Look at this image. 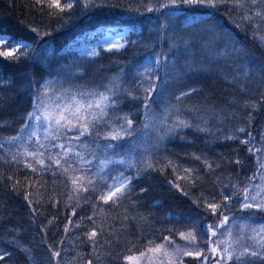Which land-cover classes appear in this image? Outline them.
<instances>
[{
    "label": "snow or ice",
    "instance_id": "snow-or-ice-1",
    "mask_svg": "<svg viewBox=\"0 0 264 264\" xmlns=\"http://www.w3.org/2000/svg\"><path fill=\"white\" fill-rule=\"evenodd\" d=\"M15 6V0H11L9 7ZM27 6L61 24L70 21L77 7L82 10L118 7L97 0H31ZM181 8L213 11L224 8L237 29L250 33L253 40L264 47V0H146L130 4L126 8L128 12L140 16L158 14V18H163L157 31L161 41L168 39V51L154 53L130 68L121 67L98 83H81L82 72L64 68L40 79L33 78L29 82L30 107L20 117L19 128L14 134L0 135V150L4 153L0 160L17 166L16 173L6 176V187L23 196L31 209L33 224L38 214L37 205L47 203L59 210L63 203L65 212L70 210V216L65 217V235L70 232L69 225L73 229H84L82 237L75 239L91 248L94 259H87L85 264H106L105 257H112L116 264H264V131L257 144L250 130L254 114L264 111V60L257 61L230 33L217 32L219 26L212 23L209 13L208 19L199 21L204 25L201 50L209 58L227 65L223 78L235 93L228 101L232 109L218 108L215 102H208V97H204L202 103H189L202 89L187 84L183 78L189 73L210 69L203 61L193 58L186 60L178 70L176 60H168L169 54L175 56L174 50H179L181 45L186 52L194 46L193 37L169 32L177 21L174 10ZM193 23H197L195 17ZM28 30L41 39L51 35L46 29L42 34L35 25ZM100 35L104 39L83 50L82 55L96 58L101 56V50L120 53L125 49L123 33ZM221 40L224 41L222 46ZM31 52V45L0 34V57L9 63H20L21 58L34 60L29 55ZM129 72L131 77L126 78ZM172 84L184 86L173 91ZM6 99L0 96V103ZM124 106L130 110L123 111ZM241 111L245 114L244 122L228 124L229 120L238 119ZM140 112L142 128L156 133L151 143L137 126ZM3 127L5 125L0 124V129ZM188 129L214 140L244 146L243 149L233 148L234 156L224 157V160L242 169L246 160L241 159L240 153L246 150L249 159L255 158L254 170L250 169L252 174L243 180H233L230 175L222 179L216 173L223 161L211 160L203 152L185 154L202 168L184 166L171 156L160 154L164 141L177 136L184 140L183 133ZM169 170L172 178H168ZM156 172L166 177L172 189L191 200L196 212L192 216L168 218L170 227L155 229L160 233L159 239L145 234L143 228L138 236L130 239L124 235L125 222L130 217L124 202L128 200L135 206L132 194L142 196L149 189L139 187L137 192L134 182L143 174ZM47 174L53 178L50 193L44 180ZM213 175L216 187L203 190L205 177ZM0 177H4V173L0 172ZM198 188H201L199 194L193 195L192 190ZM84 206L91 207V214L80 215L74 221L72 217L78 215V210L84 211ZM122 206L117 229L114 226L117 215L110 212ZM56 219L53 216L48 225ZM131 219L139 226L148 223L149 218L137 212ZM47 227L40 229L45 233L44 242H47ZM177 236L183 243L177 242ZM7 243L30 254V249L22 246L15 236ZM63 244V238L58 243L48 244L52 264H62V261L79 264L82 253L77 252L67 261L62 255L68 251ZM117 248L121 250L115 251ZM6 256L11 257V253L0 254V261H5ZM189 257L191 260L186 259Z\"/></svg>",
    "mask_w": 264,
    "mask_h": 264
},
{
    "label": "trees",
    "instance_id": "trees-1",
    "mask_svg": "<svg viewBox=\"0 0 264 264\" xmlns=\"http://www.w3.org/2000/svg\"><path fill=\"white\" fill-rule=\"evenodd\" d=\"M97 2L116 4L118 7L89 8L87 10L77 7L74 9L70 21L61 24L59 20L49 19L46 14L28 7L27 5L31 3V0H15L16 6L11 8L9 7L11 0H0V34H7L14 40L27 42L33 49L29 55L34 57V60L21 58L20 63H9L0 57V96L7 97L4 103H0V124L5 125L0 129V135L14 134L19 128L20 117L30 107L29 82L33 78L40 79L50 72L55 73V71L64 68L65 71L82 72L83 76L79 81L81 83H98L101 78L112 76L121 67L130 68L132 64H137L145 58L153 56L154 53L168 51V39L165 38L161 41L157 31L159 24L163 22L162 17L158 18V14L147 13L140 16L135 12L126 11L128 5L146 2V0H97ZM174 11L177 15V21L169 29V32L175 31L186 37H193L194 46L189 52H186L181 45L179 50H174L176 51L175 56L169 54L168 60H176L178 70L183 68L186 60L193 58L197 62L203 61L210 69L207 72L189 73L188 77L183 78L187 84L202 89L201 93L193 96L189 103H202L204 97H208L209 103L215 102L218 108L224 107L231 111L232 105L228 101L235 93L223 78L227 65L223 62H217L214 58H209L207 53L201 50L204 25L200 24L199 21L208 19L209 13H211L212 23L219 26L217 32L222 30V32L230 33L237 44L243 45L257 61L264 60V47L258 40H253L250 33L246 34L243 29H237L229 18L228 11L224 8L219 11L188 8ZM193 17L196 18L197 23H193ZM119 23L138 28L137 34L127 38L125 49H122L120 53H107L101 50V56L96 58L78 55L75 48L80 41L100 35L102 26ZM31 25L38 26L42 34L46 29L51 35L44 36L42 39L36 37L34 33L28 30ZM133 41L135 43H132ZM220 43L222 46L224 41L221 40ZM190 53L194 54V57ZM130 77L131 72L126 78ZM181 86L184 85L172 84L170 88L176 91ZM156 107L159 108V104ZM129 110L127 106H124L123 111ZM244 115L242 111L239 112V118L229 120L228 124L234 126L237 123H243ZM254 115L255 119L250 130L256 138L255 143L258 144L260 133L264 131V111ZM142 120L143 114L140 112L137 114V126L142 129L141 135L145 136L147 141L151 143L155 140L156 133L151 129H143L140 123ZM225 131H227V126H225ZM183 134L186 136L184 140L177 136L164 141L160 154L169 155L184 166L202 168V165L185 154L203 152L211 160L223 161L222 167L216 173L222 179L230 175L233 180L237 178L243 180L252 174L250 169H253L255 158L249 159L246 150L240 153L241 159L246 160L242 169H237L236 166L228 164L224 160V157L232 158L234 156L233 148L243 149L244 146L233 142L214 140L194 129L185 130ZM3 154V151L0 150V156ZM16 167V165L10 166L0 160V172L4 173V177H0V254L11 253V257L6 256L5 261H0V264H52L47 246L50 243H58L62 238L64 240L63 248L68 250L62 255L67 261H71L77 252L82 253L79 264H85L89 258L94 259L91 256V248L75 239L76 236L82 237L84 229H73L69 225L70 232L65 235L63 231L64 225L67 223L65 217L66 215L70 216V210L66 213L63 203L59 205V210L47 203L37 205L38 214L35 217L36 222L33 224L31 209L28 208L23 196L13 193L10 188L6 187V176L16 173ZM20 168L24 171L22 165ZM17 175L20 174L17 173ZM168 178H172L170 170L168 171ZM52 179L50 174L44 177L48 183L49 193L52 190ZM214 180L215 175L206 176L201 188L212 190L216 187L213 183ZM134 183L137 186V192L139 187H147L149 191L142 196H137L135 192L132 194L131 200L136 202L135 206L128 200L124 202V206L128 207L130 212L129 220L125 222L127 232L124 235L130 239L138 236L141 228L145 234L159 239L160 233L155 229L170 227L168 218L192 216L196 212L191 200L172 189L168 185L166 177L161 176L158 172L143 174ZM201 188L193 189V195H198ZM57 190L59 191V188ZM40 191L44 192V189L41 188ZM63 199L66 200V196ZM124 206L110 212V215H117L114 222L117 229L121 223L118 214L123 213ZM91 211L90 206H84V211L78 210V215L72 219L75 221L79 219L80 215H90ZM137 212L148 216V223H141L138 226V223L131 219V215H135ZM53 216L57 219L52 225H48V220L52 219ZM45 225L48 226L47 242H44L45 233L40 231L41 227ZM176 226L181 227V225ZM9 229H16L17 231L8 232ZM13 236L21 242L22 246L30 249V254L24 253L14 245L7 243ZM175 238L177 242L183 243L179 241L178 236ZM101 243H103V239ZM120 250V248L115 249V251ZM186 259L191 260L190 257ZM105 260L106 264H116L112 257H105ZM62 264L65 262L62 261Z\"/></svg>",
    "mask_w": 264,
    "mask_h": 264
},
{
    "label": "rangeland",
    "instance_id": "rangeland-1",
    "mask_svg": "<svg viewBox=\"0 0 264 264\" xmlns=\"http://www.w3.org/2000/svg\"><path fill=\"white\" fill-rule=\"evenodd\" d=\"M118 29H119L120 32L123 33L125 36L127 35V29L125 30V28H123V27H118ZM109 32L111 33V36H115V35L117 34V32H119V31H116V30L112 29L111 27H108L107 30L104 32V34H109ZM103 39H104L103 36L100 37V38H98V39H96V40H94V42H93L91 39H88L87 42L82 43V45H80V46H77V47H76V50L78 51V53H79L80 55H82V51H83V50L95 46L96 43H97V40H103ZM82 56H86V55H82ZM87 57H88V56H87Z\"/></svg>",
    "mask_w": 264,
    "mask_h": 264
}]
</instances>
